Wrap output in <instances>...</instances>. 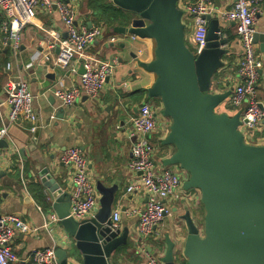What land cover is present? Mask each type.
<instances>
[{"label":"crops","instance_id":"0c3cea01","mask_svg":"<svg viewBox=\"0 0 264 264\" xmlns=\"http://www.w3.org/2000/svg\"><path fill=\"white\" fill-rule=\"evenodd\" d=\"M51 1L54 4H69L79 24L100 26L104 30L103 36L90 46L87 57L106 61L118 59L119 65L96 99L83 96L73 106L63 108L56 98L57 91L79 88L80 77L79 72L73 73L59 66L56 61L59 49L51 48L59 43L49 31L58 33L60 39L67 37L66 27L56 8L48 11L41 4L35 10L34 21L24 29L22 45L16 54L12 53L10 47H4L0 38V127L7 123L9 107L5 102V85L10 79L21 77L26 81L34 96L37 116L36 122L21 118L10 126V140H5L6 145L0 146L3 153L0 161V215H17L32 229H37L36 232L17 233L12 247L19 258L18 264H31V254L35 250L68 247L73 240L60 222L52 223L49 230L43 228L49 215L55 212L40 181V172L48 169L61 188L69 192L72 187V169L61 158L69 148L78 147L88 161L96 188L98 184L117 188L113 212L119 211L121 214L120 230L123 232L128 229L129 242L114 254L112 261L115 264H143L136 246L139 219L132 212L143 208L147 199L141 193L127 196L125 193L135 178L129 169L134 141L131 118L142 104L151 101L148 89L156 80V76L140 68L138 62L155 59V44L118 31L119 27L128 30L136 16L116 7L111 0ZM196 1L181 0L179 6L183 9L185 5ZM212 1L215 10L211 19L219 20L221 36L228 41L222 49L229 51L224 56V67L214 77L213 90L216 93L231 91L233 94L238 85L237 71L242 46L234 23L225 22L222 13L230 10L235 0ZM184 24L187 44L192 49L193 21L186 15ZM255 28L257 34L264 35V0ZM112 38H116L114 43L111 42ZM256 48L264 62V44L257 43ZM7 64H11L10 70L6 69ZM231 96L223 108L226 113L235 115L242 109L239 111L231 105ZM258 98L264 103V72ZM60 114H64L63 120L59 119ZM39 122L42 128L36 140H33L31 129L37 127ZM166 136L167 132L164 131L154 138L156 160L162 166L176 151L174 146L163 145ZM249 137L251 145H264V128L251 132ZM191 193V197L168 204L172 216L157 228L164 239L159 243L163 253L167 234L175 241L177 249H183L188 230L182 217L187 212L191 213L198 225L203 224L205 211L201 197L195 191Z\"/></svg>","mask_w":264,"mask_h":264},{"label":"water","instance_id":"95a60500","mask_svg":"<svg viewBox=\"0 0 264 264\" xmlns=\"http://www.w3.org/2000/svg\"><path fill=\"white\" fill-rule=\"evenodd\" d=\"M111 1L136 16L128 30L119 27L118 31L155 44V59L139 61L138 66L156 76L148 98L159 100L160 116L172 122L163 145L174 146L176 151L164 165L189 173L184 189L200 192L205 211L202 225L190 212L182 217L188 236L180 255L170 234L165 236L161 261L264 264V145L246 141L241 113L220 112L232 92L213 90L214 77L229 53L222 49L228 41L221 36L219 20L206 17L207 44L195 55L187 44L181 0ZM254 42L264 44V35L256 34ZM83 73L81 68L79 74ZM59 119L63 120L64 114ZM41 128L39 122L33 140ZM3 145L5 141L0 142ZM40 181L60 224L73 240L68 247L57 249L58 264H115L112 257L129 242L128 229L114 232L110 228L117 188L98 184L100 208L92 218L78 222L70 217L69 192L48 169L40 172Z\"/></svg>","mask_w":264,"mask_h":264},{"label":"built area","instance_id":"2783aa9c","mask_svg":"<svg viewBox=\"0 0 264 264\" xmlns=\"http://www.w3.org/2000/svg\"><path fill=\"white\" fill-rule=\"evenodd\" d=\"M263 0H235L230 10L222 13L227 23H234L237 36L242 46V57L238 64V85L231 96V105L235 109H242L241 130L250 140V133L261 131L264 128V108L258 98V88L261 80L260 72L264 69V62L257 54L254 37L257 17L261 13ZM44 4L48 11L56 8L65 27L67 37L60 39L58 33L49 31L59 44L51 48L59 49L57 64L70 72L79 74V88L61 89L56 98L60 106H73L83 96L96 99L104 89L106 82L113 75L119 65L116 60H100L87 57L90 46L103 36L104 30L100 26L88 27L79 24L74 9L65 3L54 4L51 0H0V38L4 47H10L16 54L22 45L24 29L33 23L35 10ZM184 16H188L194 25L193 53L198 55L207 44L208 21L207 16L214 12L212 0H197L193 4L185 5L182 9ZM184 21V17H183ZM135 39V38H134ZM112 38L111 42H115ZM7 70L11 64H7ZM5 102L9 107L7 123L0 127V142L9 141V127L16 124L21 118L37 121L34 110V96L26 81L21 77L10 79L6 85ZM1 106V105H0ZM161 103L146 102L140 106L137 114L131 118L132 160L129 169L135 178L126 189L125 195L144 194L147 202L133 215L138 216L136 228V246L143 259V264H163V252L159 246L164 239L157 230L165 219L172 216L168 204L180 201L184 197H191L193 191L199 197V191H186L184 183L189 179V173L178 166L161 165L156 160L154 138L161 132L169 131L171 120L160 116ZM226 112V111H225ZM37 127L32 128L34 133ZM3 153L0 148V161ZM61 161L72 169V187L70 217L81 222L92 218L100 208V197L95 181L90 175L89 164L85 155L78 147L69 148L62 156ZM121 214L112 212L110 218L112 231L120 230ZM60 222L55 213L49 215L43 228L49 230L52 223ZM201 228V226H200ZM202 229H200L201 231ZM21 217L14 214L0 215V264H18L19 258L13 250V242L17 233L36 232ZM177 249V248H176ZM57 247L35 250L31 254V264H58L56 257ZM182 248L177 249L181 254Z\"/></svg>","mask_w":264,"mask_h":264},{"label":"rangeland","instance_id":"374dc122","mask_svg":"<svg viewBox=\"0 0 264 264\" xmlns=\"http://www.w3.org/2000/svg\"><path fill=\"white\" fill-rule=\"evenodd\" d=\"M151 102L158 103L160 105V101L159 100H151ZM222 111H224V108L223 107L221 108V111L220 112H222Z\"/></svg>","mask_w":264,"mask_h":264},{"label":"trees","instance_id":"16d2710c","mask_svg":"<svg viewBox=\"0 0 264 264\" xmlns=\"http://www.w3.org/2000/svg\"><path fill=\"white\" fill-rule=\"evenodd\" d=\"M119 10V9H118ZM119 11H121V10H119Z\"/></svg>","mask_w":264,"mask_h":264}]
</instances>
